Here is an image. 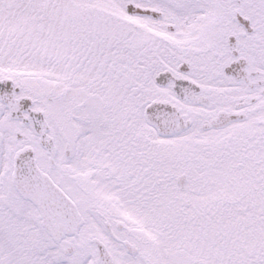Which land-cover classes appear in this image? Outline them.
<instances>
[{
    "label": "snow or ice",
    "instance_id": "1",
    "mask_svg": "<svg viewBox=\"0 0 264 264\" xmlns=\"http://www.w3.org/2000/svg\"><path fill=\"white\" fill-rule=\"evenodd\" d=\"M0 264H264V0H0Z\"/></svg>",
    "mask_w": 264,
    "mask_h": 264
}]
</instances>
